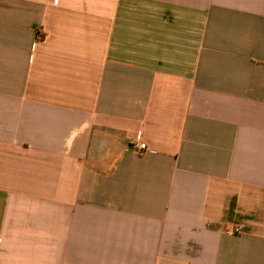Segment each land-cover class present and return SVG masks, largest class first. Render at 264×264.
Masks as SVG:
<instances>
[{"label": "crops", "instance_id": "1", "mask_svg": "<svg viewBox=\"0 0 264 264\" xmlns=\"http://www.w3.org/2000/svg\"><path fill=\"white\" fill-rule=\"evenodd\" d=\"M0 264H264V0H0Z\"/></svg>", "mask_w": 264, "mask_h": 264}, {"label": "built area", "instance_id": "2", "mask_svg": "<svg viewBox=\"0 0 264 264\" xmlns=\"http://www.w3.org/2000/svg\"><path fill=\"white\" fill-rule=\"evenodd\" d=\"M136 150H138L139 153H150L154 154L155 151L151 150L146 143L144 142H137L135 145ZM241 228H235L233 231H230L232 234L240 233Z\"/></svg>", "mask_w": 264, "mask_h": 264}]
</instances>
